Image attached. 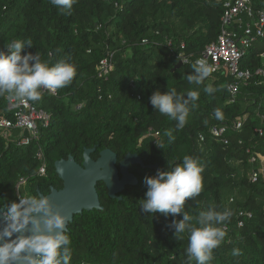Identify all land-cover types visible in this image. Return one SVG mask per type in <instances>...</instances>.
I'll return each instance as SVG.
<instances>
[{"label": "trees", "instance_id": "16d2710c", "mask_svg": "<svg viewBox=\"0 0 264 264\" xmlns=\"http://www.w3.org/2000/svg\"><path fill=\"white\" fill-rule=\"evenodd\" d=\"M222 13V0H77L70 14L61 13L50 0H0V49L6 50L5 44L14 39H31L33 46H25L22 54L38 52L42 60H67L77 69L72 84L57 89L56 96L43 93V99L35 102L51 115L38 141L19 147V131L9 138L0 134V208L18 200L16 185L21 177L29 179L27 194L47 195L53 187L60 189L63 183L55 162L72 155L82 164L86 148H96L93 159L109 148L118 162L136 153L145 165L130 168L138 184L128 186L119 199L110 197L104 182H99L103 208L84 210L68 225L71 264H186L187 235L179 240L170 227L183 213L151 215L142 211L139 200L147 191L145 177L156 175L149 166L158 164L159 171H165L168 161L180 163L184 155H191L204 165V187L199 196L186 199L185 211L195 216L212 204L218 211L228 208L233 213L211 264H264V179L249 180L256 166L250 156L264 154V137L255 133L256 127H264V75L257 73L264 70V38L241 61L253 76L241 85L234 102L228 99L227 77L212 73L196 86L187 80L193 62L173 70L178 61L172 53L182 50V42L184 50L196 57L217 39ZM166 37L172 39V46L166 44ZM144 39L149 43L144 44ZM107 49L115 51V65L108 78H100L99 64ZM208 83L217 88L211 95L203 91ZM167 88L178 93L200 91L197 106L181 130L150 103L155 91ZM8 103L0 97V114L13 118ZM217 108L223 111V120L214 118ZM244 115L248 118L243 128L229 131V144L213 138V125H231ZM169 129L176 137L171 144L164 135ZM150 130L159 132V138L146 137ZM39 147L48 162L43 177L37 175ZM240 209L254 212L243 228L237 227ZM234 248L241 254L234 256Z\"/></svg>", "mask_w": 264, "mask_h": 264}, {"label": "clouds", "instance_id": "9594fccd", "mask_svg": "<svg viewBox=\"0 0 264 264\" xmlns=\"http://www.w3.org/2000/svg\"><path fill=\"white\" fill-rule=\"evenodd\" d=\"M50 3L61 13L70 14L77 0H50ZM25 46H33V41L14 39L5 44L6 50L0 49V97H6L13 107L41 101L45 90L54 94L57 89L72 84L77 75L72 62L51 63L42 60L38 52L22 54ZM191 67L193 72L187 75V80L196 86L202 85L215 71L203 58L195 60ZM203 91L211 95L217 88L208 83ZM199 97L198 88L186 93L167 88L155 91L149 100L156 111L176 121V129L181 130ZM213 115L218 121L224 119L220 108L215 109ZM164 135L169 144L176 139L171 129ZM155 142L165 148L162 141ZM203 172L204 165L191 155H184L180 163L168 161L167 170L145 177L147 191L139 200L142 211L151 215L160 212L175 217L183 213V218H174L170 227L179 240L187 235L186 264H211L214 250L227 235V223L233 214L228 208L218 211L212 204L195 216L185 211L186 199L199 196L203 190ZM17 196L18 200L11 201L0 212V264H71L68 215L53 204L50 196L42 193ZM232 254L236 256L241 252L234 248Z\"/></svg>", "mask_w": 264, "mask_h": 264}, {"label": "built area", "instance_id": "2783aa9c", "mask_svg": "<svg viewBox=\"0 0 264 264\" xmlns=\"http://www.w3.org/2000/svg\"><path fill=\"white\" fill-rule=\"evenodd\" d=\"M118 6V3H116ZM223 13L221 15V29L217 39L206 45L202 52L195 57L193 53H187L185 43L182 42V50L173 52L177 61L183 64L194 62L197 59H205L211 64L216 74H226L228 82L226 85L228 99L234 102L240 93V87L247 84L253 73L250 69H243L241 61L250 49L262 38H264V0H222ZM144 44L149 43L148 39L143 40ZM166 44L172 46V39L166 37ZM264 55V53H263ZM187 62L184 63L183 60ZM115 51L107 49L105 56L101 59L98 70V77L108 78L114 69ZM258 74L264 75L263 69L257 70ZM57 95L58 91L50 93L47 90L44 94ZM102 95H100V98ZM8 108L13 112V118L0 114V134L4 138L12 136L15 130L19 131L20 137L17 139V146L26 147L34 141H38L43 128L50 124L51 115L46 110L39 108L35 102H29L25 106L13 107L9 101ZM248 115L238 116L231 125H213L210 133L214 139L229 144L228 133L231 129L241 130L247 120ZM255 133L259 137H264V127H256ZM159 132H150L146 135L159 138ZM200 141L205 140L204 134H199ZM241 142V141H240ZM248 153L250 149L247 150ZM36 158L39 161L37 175L46 176L48 172V162L44 150L39 147L36 151ZM251 164L256 165L249 172V180L253 183L264 179V154L255 152L250 156ZM27 177H21L16 185L17 195L26 193L24 187L28 184ZM18 198V196H17ZM230 203L235 198L231 197ZM237 227L243 228L246 222L254 218L251 210L240 209L237 212Z\"/></svg>", "mask_w": 264, "mask_h": 264}, {"label": "water", "instance_id": "95a60500", "mask_svg": "<svg viewBox=\"0 0 264 264\" xmlns=\"http://www.w3.org/2000/svg\"><path fill=\"white\" fill-rule=\"evenodd\" d=\"M183 65L179 61L173 70ZM95 151L96 148H86L82 164H79L72 155L55 162V171L63 185L60 189L51 188L47 196H50L53 204L68 215L70 218L68 225L74 220L75 215L84 210L103 208L97 191L99 182H104L110 197L119 199H122L120 194L127 186L138 184V178L130 171V165L134 163L144 166L138 154L128 153L118 162L117 154L109 148L100 151L98 158L93 159L91 154ZM149 167L158 174V164ZM2 210L3 208H0V212Z\"/></svg>", "mask_w": 264, "mask_h": 264}, {"label": "rangeland", "instance_id": "374dc122", "mask_svg": "<svg viewBox=\"0 0 264 264\" xmlns=\"http://www.w3.org/2000/svg\"><path fill=\"white\" fill-rule=\"evenodd\" d=\"M220 74H221V73H220ZM221 75H223V76H222L223 78H226V74H221ZM28 188H29V184H27V185L24 187L25 190H28Z\"/></svg>", "mask_w": 264, "mask_h": 264}, {"label": "flooded vegetation", "instance_id": "af4514ba", "mask_svg": "<svg viewBox=\"0 0 264 264\" xmlns=\"http://www.w3.org/2000/svg\"><path fill=\"white\" fill-rule=\"evenodd\" d=\"M137 165H139V166L142 167V165H140V164H138V163H134V164L130 165V168H131V167H134V166H137ZM144 166H145V165H144ZM144 166H143V167H144ZM143 167H142V168H143ZM127 187H128V186H127ZM127 187H126V188H127Z\"/></svg>", "mask_w": 264, "mask_h": 264}]
</instances>
